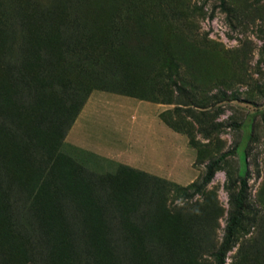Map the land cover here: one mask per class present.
Instances as JSON below:
<instances>
[{
  "label": "rangeland",
  "instance_id": "obj_1",
  "mask_svg": "<svg viewBox=\"0 0 264 264\" xmlns=\"http://www.w3.org/2000/svg\"><path fill=\"white\" fill-rule=\"evenodd\" d=\"M91 91L122 153L88 172L61 136ZM232 218L224 264H264V0H0V264H214Z\"/></svg>",
  "mask_w": 264,
  "mask_h": 264
},
{
  "label": "crops",
  "instance_id": "obj_2",
  "mask_svg": "<svg viewBox=\"0 0 264 264\" xmlns=\"http://www.w3.org/2000/svg\"><path fill=\"white\" fill-rule=\"evenodd\" d=\"M94 91H96V90H94ZM91 93H93V91H91V92H89L87 94L82 106L77 111V113L75 114L74 118L72 119L68 129L66 130V133H65V135L63 137V140H62V142L67 145L68 152L72 153V155H70L68 153L69 156L68 155L67 156L72 161H74L75 163H77L79 165H81V163H82L84 168H85L84 164H86V163H88L87 165L94 164L95 160L97 159L96 156H94V153H97V155H99V157L101 156V158H99L101 161H104V160L112 161L113 158L111 157V159L110 158L105 159L107 157L105 155L100 154V153L114 154V155L117 154L116 156H119L120 153H122L121 151L119 152V150L112 151V150L108 149V148H110L109 146L97 144V143L93 142L92 139L89 138L91 136H88V132L89 131L90 132H94L93 120L98 118L99 113L102 112V111L98 110L101 107L102 102L99 103L98 102L99 99H96L97 103H94V95L91 94ZM90 94L93 95V97ZM116 99H117V97L112 98V99L106 97V100H109V102H110L108 104L109 107H107V110H109V108L112 111L115 110V107H116V104H117ZM102 100H104V97H103ZM107 113H108V115H112L111 112L107 111ZM114 119L116 120L115 128L119 127V124H117L118 122L125 123V125H121V127H125L126 123L129 124V121H127V119H126V114H125V116L122 115L121 118L118 117L117 118L118 120L116 119V117ZM77 125H78V127L80 129L78 130V132H74L75 134H73V136L71 134V136H72L71 139L73 141H75V144H73V143H72L73 145L67 144L66 141H65V137L68 138L70 136V133L72 131H74V128ZM87 141H90V142H87ZM92 152H93V154H92ZM137 155L141 158L140 151H139V153H137ZM86 157H89V158L86 160ZM81 158H82V160L80 161ZM99 159H97V161ZM119 166L128 167V166L122 165V164L119 165ZM89 167H90V165H89Z\"/></svg>",
  "mask_w": 264,
  "mask_h": 264
},
{
  "label": "trees",
  "instance_id": "obj_3",
  "mask_svg": "<svg viewBox=\"0 0 264 264\" xmlns=\"http://www.w3.org/2000/svg\"><path fill=\"white\" fill-rule=\"evenodd\" d=\"M220 1V5L222 6L223 4H224V0H219ZM87 96V95H86ZM86 98V97H85ZM85 98L80 102V104H79V106H78V108H77V110H76V112H75V114L77 113V111L80 109V107L82 106V104H83V102H84V100H85ZM75 114H74V116H75ZM74 116H73V118H74ZM72 121V120H71ZM70 125V124H69ZM69 127V126H68ZM68 129V128H67ZM66 129V130H67ZM66 132V131H65ZM64 135H65V133L64 134H62V136H61V141L63 140V137H64ZM61 144V143H60ZM60 144H59V146H58V149H59V147H60ZM52 154H53V151H52ZM59 155H60V153H59ZM62 156V155H61ZM67 157V160H68V163L69 164H73V165H76V166H78V167H81V168H83V169H85L86 171H88V169H86V168H84L83 166H81V165H79V164H77V163H75L74 161H72L68 156H66ZM224 158V154H221L219 157H217V158H215L214 160H211L208 164H207V167H206V172H205V174H204V176H203V178H202V181H201V184H200V186L198 187V188H200V187H202V186H204V185H206V184H208L209 182H210V180L212 179V176H213V172H214V170H215V168L217 167V165L219 164V162L222 160ZM54 162V158L52 159V156H51V164ZM49 163V161L46 163V165ZM68 164V165H69ZM70 166V165H69ZM118 167H125V166H118ZM61 169H62V167H61ZM122 169V168H121ZM123 171V170H122ZM80 172H82V170L80 171ZM89 172V171H88ZM91 173V172H90ZM96 174V173H95ZM123 173H121V175L119 176V177H117V178H115L114 179V181H115V183L116 184H118V183H121V179L123 178L124 179V176L122 175ZM55 175V177L56 178H63V179H65V175H67V174H65V175H62V174H60L58 171H56V173L54 174ZM106 175V174H105ZM138 175H140V174H138ZM140 177H142V178H146L147 176H143L142 174L140 175ZM87 178H93V179H97V183H93V182H87V183H89L90 185H92V189H91V191H90V189H88L87 191H90V192H94L95 194H100V195H105V198H109V200H113V201H116V197L114 196V198H113V194L114 193H117V192H119V190L116 192V189H117V185H114V186H108L107 188H105V186L104 185H102L101 183H102V180L100 179V178H98V177H95V176H93L92 175V173L91 174H88L87 175ZM144 178V180H140V182H142L143 181V184L146 186L147 185V183H146V179ZM241 185H242V187H244V185H245V183H244V181L243 180H241ZM197 188V189H198ZM82 191H84V190H82ZM90 192H88V193H90ZM85 193H87V192H85ZM113 198V199H112ZM107 200V199H106ZM39 205H37V206H35V208H33L34 210L31 212V214H32V221L34 220V223H32L33 224V226L30 224V227H29V229H33V231L36 229V227L37 226H39V223L41 222V220H40V215L39 214H41V208L39 207ZM234 223V218H232V219H230V224L229 225H227L226 227H225V234H224V237H223V240H222V243H221V245H220V247H219V249L213 254V257H214V264H224V259H225V253H226V251L228 250V248H229V245H230V243H231V236H232V229H231V227H232V224Z\"/></svg>",
  "mask_w": 264,
  "mask_h": 264
}]
</instances>
